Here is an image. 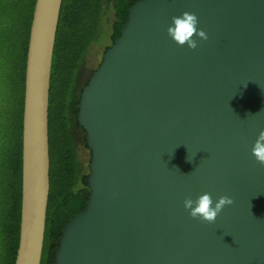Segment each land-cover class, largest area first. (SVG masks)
Returning a JSON list of instances; mask_svg holds the SVG:
<instances>
[{"label": "water", "instance_id": "water-1", "mask_svg": "<svg viewBox=\"0 0 264 264\" xmlns=\"http://www.w3.org/2000/svg\"><path fill=\"white\" fill-rule=\"evenodd\" d=\"M61 3L35 0L29 29L14 264L41 259ZM185 11L209 37L195 50L166 32ZM77 122L90 194L53 264H264V166L251 153L264 130V0L137 1L81 91ZM204 192L234 200L214 223L183 207Z\"/></svg>", "mask_w": 264, "mask_h": 264}, {"label": "trees", "instance_id": "trees-1", "mask_svg": "<svg viewBox=\"0 0 264 264\" xmlns=\"http://www.w3.org/2000/svg\"><path fill=\"white\" fill-rule=\"evenodd\" d=\"M137 1L62 0L49 82V193L40 264L54 263L63 226L84 210L90 194L89 171L82 172L77 158L79 142L86 147L77 113L81 91L100 63L88 71L84 56L107 9L114 17L103 54ZM34 4L0 0V264H14L19 242L25 62Z\"/></svg>", "mask_w": 264, "mask_h": 264}, {"label": "clouds", "instance_id": "clouds-1", "mask_svg": "<svg viewBox=\"0 0 264 264\" xmlns=\"http://www.w3.org/2000/svg\"><path fill=\"white\" fill-rule=\"evenodd\" d=\"M198 23L199 20L195 13L185 11L179 16L171 18V24L167 27L166 32L177 45H186L188 49L195 50L198 40L206 41L209 38L204 30L197 27ZM251 153L256 161L264 166V130L258 134L252 145ZM189 162L191 161L189 160ZM232 204H234L232 197L220 195L214 201L212 194L208 192L199 194L195 200L190 196L183 200V207L188 211L189 216L206 223H214L222 210Z\"/></svg>", "mask_w": 264, "mask_h": 264}, {"label": "rangeland", "instance_id": "rangeland-1", "mask_svg": "<svg viewBox=\"0 0 264 264\" xmlns=\"http://www.w3.org/2000/svg\"><path fill=\"white\" fill-rule=\"evenodd\" d=\"M113 17L114 15L111 8L107 9L106 14L101 20V31L86 51L84 61L86 69L88 71L96 68L101 62L104 51L103 47L109 44V34L111 29L110 24L113 20ZM76 148L77 158L80 163L81 169H83L82 172L87 173L89 171L88 165L90 162V151L82 144V142H79Z\"/></svg>", "mask_w": 264, "mask_h": 264}]
</instances>
